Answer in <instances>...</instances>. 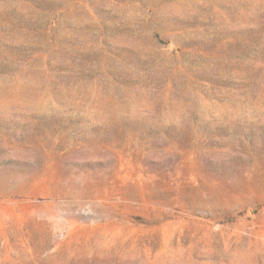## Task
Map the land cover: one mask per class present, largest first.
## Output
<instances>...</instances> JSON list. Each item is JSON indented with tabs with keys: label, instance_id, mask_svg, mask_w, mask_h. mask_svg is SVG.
Here are the masks:
<instances>
[{
	"label": "rangeland",
	"instance_id": "1",
	"mask_svg": "<svg viewBox=\"0 0 264 264\" xmlns=\"http://www.w3.org/2000/svg\"><path fill=\"white\" fill-rule=\"evenodd\" d=\"M0 264H264V0H0Z\"/></svg>",
	"mask_w": 264,
	"mask_h": 264
}]
</instances>
